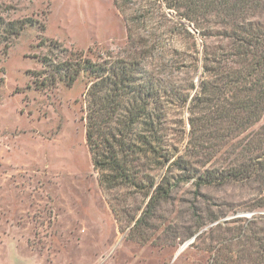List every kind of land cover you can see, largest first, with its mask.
Here are the masks:
<instances>
[{"label":"rangeland","instance_id":"rangeland-1","mask_svg":"<svg viewBox=\"0 0 264 264\" xmlns=\"http://www.w3.org/2000/svg\"><path fill=\"white\" fill-rule=\"evenodd\" d=\"M182 21L163 0H0V264H259L237 249L248 220L264 233L246 181L199 185L176 170L169 194L135 226L150 195L93 163L92 78L56 72L65 61L125 60L147 79L198 81L205 48L215 52L219 39ZM177 103L165 105L163 122L173 159L186 155L200 172L226 163L186 151L190 112ZM148 155L134 156V176L159 184L166 167Z\"/></svg>","mask_w":264,"mask_h":264},{"label":"trees","instance_id":"trees-1","mask_svg":"<svg viewBox=\"0 0 264 264\" xmlns=\"http://www.w3.org/2000/svg\"><path fill=\"white\" fill-rule=\"evenodd\" d=\"M163 1L184 25H194L204 38L219 39L215 52L205 48L198 81L177 84L154 76L147 79L139 76L136 63L125 60L110 67L92 60L65 61L56 66V72L67 70L77 76L85 71L92 78L86 137L93 163L107 171L105 176L113 183L131 182L150 195L135 226L142 224L146 215L154 214L169 194L176 170L180 178L195 177L199 185L229 180L255 184L258 206L264 208V124L253 128L264 117V0ZM175 102L190 112L186 151L201 158L218 153L226 163L205 167V159L200 172L186 155L173 159L164 145L163 122L165 105ZM131 154L133 159H128ZM137 154H149L158 169L166 167L159 184L136 179L132 163ZM237 238H241L237 249L244 259L264 264V233L252 220Z\"/></svg>","mask_w":264,"mask_h":264}]
</instances>
